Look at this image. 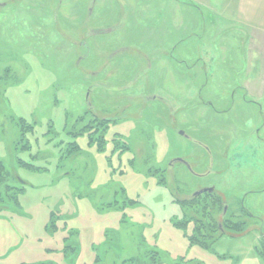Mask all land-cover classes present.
Segmentation results:
<instances>
[{
	"label": "rangeland",
	"instance_id": "374dc122",
	"mask_svg": "<svg viewBox=\"0 0 264 264\" xmlns=\"http://www.w3.org/2000/svg\"><path fill=\"white\" fill-rule=\"evenodd\" d=\"M202 3L0 0V264H264V45Z\"/></svg>",
	"mask_w": 264,
	"mask_h": 264
},
{
	"label": "crops",
	"instance_id": "0c3cea01",
	"mask_svg": "<svg viewBox=\"0 0 264 264\" xmlns=\"http://www.w3.org/2000/svg\"><path fill=\"white\" fill-rule=\"evenodd\" d=\"M202 4L229 14L227 28L233 34L229 43L264 45V0H203Z\"/></svg>",
	"mask_w": 264,
	"mask_h": 264
},
{
	"label": "water",
	"instance_id": "95a60500",
	"mask_svg": "<svg viewBox=\"0 0 264 264\" xmlns=\"http://www.w3.org/2000/svg\"><path fill=\"white\" fill-rule=\"evenodd\" d=\"M179 134L182 135L183 131L180 130ZM178 160H181L187 166L188 170L193 173V171L190 169V166L186 162H184L180 158ZM212 191H213V187H204V188H201V189L197 190L196 192H194V195H199V194L204 193V192H212Z\"/></svg>",
	"mask_w": 264,
	"mask_h": 264
},
{
	"label": "flooded vegetation",
	"instance_id": "af4514ba",
	"mask_svg": "<svg viewBox=\"0 0 264 264\" xmlns=\"http://www.w3.org/2000/svg\"><path fill=\"white\" fill-rule=\"evenodd\" d=\"M198 146H201L202 148H203V150L206 152V153H209V149H208V147L207 146H203V145H201V144H197ZM179 158H175L171 163H173V162H175V161H179V162H182L181 160H178ZM180 159H182V158H180ZM183 160V159H182ZM184 161V160H183ZM185 162V161H184ZM183 163V162H182ZM184 164V163H183ZM188 164V163H187ZM185 165V164H184ZM189 165V164H188ZM186 166V165H185ZM186 168H187V166H186ZM192 174H194V173H192Z\"/></svg>",
	"mask_w": 264,
	"mask_h": 264
},
{
	"label": "trees",
	"instance_id": "16d2710c",
	"mask_svg": "<svg viewBox=\"0 0 264 264\" xmlns=\"http://www.w3.org/2000/svg\"><path fill=\"white\" fill-rule=\"evenodd\" d=\"M208 193H211V192H208ZM258 256H259L260 260L263 262L264 261V252H262L261 254H258Z\"/></svg>",
	"mask_w": 264,
	"mask_h": 264
}]
</instances>
